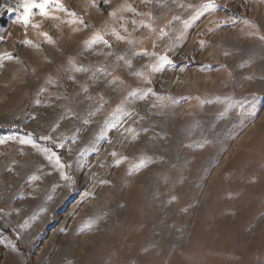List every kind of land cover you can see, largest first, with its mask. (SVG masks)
I'll return each mask as SVG.
<instances>
[{
  "label": "rangeland",
  "instance_id": "obj_1",
  "mask_svg": "<svg viewBox=\"0 0 264 264\" xmlns=\"http://www.w3.org/2000/svg\"><path fill=\"white\" fill-rule=\"evenodd\" d=\"M30 2L0 0L1 264H264V0Z\"/></svg>",
  "mask_w": 264,
  "mask_h": 264
},
{
  "label": "snow or ice",
  "instance_id": "obj_2",
  "mask_svg": "<svg viewBox=\"0 0 264 264\" xmlns=\"http://www.w3.org/2000/svg\"><path fill=\"white\" fill-rule=\"evenodd\" d=\"M45 6H46V0H45L44 3H39V4L31 3V2L30 3H25L23 5L25 15L22 18L24 20V23L27 24V22H28L27 18H28V15L30 14V9L35 7V8H39V9L43 10L45 8ZM41 14H43V12H41Z\"/></svg>",
  "mask_w": 264,
  "mask_h": 264
},
{
  "label": "trees",
  "instance_id": "obj_3",
  "mask_svg": "<svg viewBox=\"0 0 264 264\" xmlns=\"http://www.w3.org/2000/svg\"><path fill=\"white\" fill-rule=\"evenodd\" d=\"M9 133H22V134H29L27 132H24L18 128L15 127H5V126H0V134H9ZM50 147V146H49ZM50 149L56 153H60L59 150L54 149L52 147H50Z\"/></svg>",
  "mask_w": 264,
  "mask_h": 264
},
{
  "label": "water",
  "instance_id": "obj_4",
  "mask_svg": "<svg viewBox=\"0 0 264 264\" xmlns=\"http://www.w3.org/2000/svg\"><path fill=\"white\" fill-rule=\"evenodd\" d=\"M0 264H1V256H0Z\"/></svg>",
  "mask_w": 264,
  "mask_h": 264
}]
</instances>
